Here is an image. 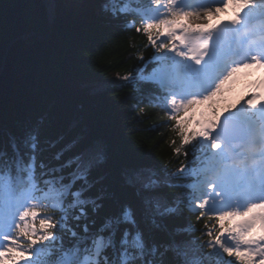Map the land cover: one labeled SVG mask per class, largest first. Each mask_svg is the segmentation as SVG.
I'll return each mask as SVG.
<instances>
[{
  "label": "snow or ice",
  "instance_id": "obj_1",
  "mask_svg": "<svg viewBox=\"0 0 264 264\" xmlns=\"http://www.w3.org/2000/svg\"><path fill=\"white\" fill-rule=\"evenodd\" d=\"M229 7L235 17L213 23ZM81 11L94 31L146 38L153 51L137 50L116 79L131 84L137 115L167 118L188 163L162 167L115 132L66 139V122L114 121L129 99L98 97L87 71L70 70L94 55L86 43L62 48ZM254 68L264 69V0L0 5V264H264V84L216 107Z\"/></svg>",
  "mask_w": 264,
  "mask_h": 264
},
{
  "label": "trees",
  "instance_id": "obj_2",
  "mask_svg": "<svg viewBox=\"0 0 264 264\" xmlns=\"http://www.w3.org/2000/svg\"><path fill=\"white\" fill-rule=\"evenodd\" d=\"M21 2L22 0H0V5H15ZM6 11L9 15H15L21 10L8 7ZM79 15L84 20V24L63 37L62 48L70 53L76 44L86 43L89 48L94 50V55L92 65L86 69L83 66L71 64L70 70L73 72L87 71L92 77L93 90L98 97L111 96L113 89H123L115 92L116 99H122L125 96L129 99L120 106L114 121L107 117L100 119L98 116H93L79 122H66L63 128L66 139H70L75 134H111L115 132L130 142L133 147L143 148L162 167L176 170L183 162L184 157L173 154L172 140L176 139L177 144L179 141L170 127L163 126L169 124L167 118L152 108H145L137 115L132 109L136 97L131 95V84L125 87L126 82L116 79L131 71L137 62L134 59L137 50L142 51L147 57L153 49L142 48L146 43V38L141 34L128 32L113 36L106 29L94 31L87 24V12L81 11ZM99 115H104L102 109ZM52 139L55 140V136ZM52 151L49 149L45 155L50 157ZM192 220L195 223V217H192ZM196 227L201 228L202 224H196Z\"/></svg>",
  "mask_w": 264,
  "mask_h": 264
},
{
  "label": "rangeland",
  "instance_id": "obj_3",
  "mask_svg": "<svg viewBox=\"0 0 264 264\" xmlns=\"http://www.w3.org/2000/svg\"><path fill=\"white\" fill-rule=\"evenodd\" d=\"M230 12H232V8H231V7H229L224 13H221V14L219 15L218 18H214V19H213V23H215L217 20H222L223 17H224L225 15L229 14ZM189 23H191L193 26H195V25H197V24H205V23H207V21H206V20H197L195 17H191L190 20H189ZM242 94L244 95V97L248 94L245 85L243 86ZM235 95H237V89H236V88H235V90H233V91H228V92H225V91H224V92H223V95L221 96V98H219V99H221V100L219 101V111H220V112L223 113V112H225L227 109L233 108V106H235L234 103H231L232 100H234V101L237 102L236 97H233V96H235ZM231 97H232V98H231ZM229 98H231V101H230ZM240 100H241V99H240ZM242 100H243V98H242ZM240 102H241V101H240ZM237 105H238V102H237Z\"/></svg>",
  "mask_w": 264,
  "mask_h": 264
},
{
  "label": "bare ground",
  "instance_id": "obj_4",
  "mask_svg": "<svg viewBox=\"0 0 264 264\" xmlns=\"http://www.w3.org/2000/svg\"><path fill=\"white\" fill-rule=\"evenodd\" d=\"M229 20H231L230 18H228ZM262 85V83H260V86ZM260 86H259V88H260Z\"/></svg>",
  "mask_w": 264,
  "mask_h": 264
}]
</instances>
